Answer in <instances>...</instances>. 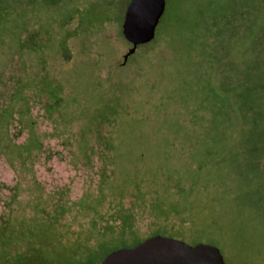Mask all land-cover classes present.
Here are the masks:
<instances>
[{"label":"flooded vegetation","instance_id":"obj_1","mask_svg":"<svg viewBox=\"0 0 264 264\" xmlns=\"http://www.w3.org/2000/svg\"><path fill=\"white\" fill-rule=\"evenodd\" d=\"M76 1L0 0V264H101L113 250L170 232L152 191H141L146 214L133 209L138 165L115 161L120 116L103 112L101 80L133 46L123 33L130 0L109 36L114 17L81 16ZM112 37L113 46L131 44L118 63L100 46ZM40 170L51 172L50 183ZM61 170L75 173L56 178ZM78 170L87 183L80 193ZM129 183L137 187L126 206Z\"/></svg>","mask_w":264,"mask_h":264},{"label":"trees","instance_id":"obj_2","mask_svg":"<svg viewBox=\"0 0 264 264\" xmlns=\"http://www.w3.org/2000/svg\"><path fill=\"white\" fill-rule=\"evenodd\" d=\"M243 2L239 0V3ZM245 3L247 6L242 5L240 8L241 16L246 22L252 19L247 26L245 22L246 28L252 29L254 24L259 25L250 41L248 56L241 60L235 58L234 38L242 34L244 26L243 22L238 26L237 22L234 25L230 21L233 30L228 36L224 35L226 29L223 27L216 31L211 58H208L206 67L201 68L199 82H196V77L195 80H187L184 99L178 101L171 96L167 111H152L151 98L141 90L144 86L135 84L126 93V105L136 113L133 121L137 122L138 135L132 136L136 143L131 144V137L128 138L124 133L117 137V145L122 149L117 151L115 161L132 164L131 157H138L137 169L133 171L137 172L142 189L145 185L149 186L148 178L153 185L166 187V219L172 226L169 229L171 233L188 242L198 235H210L217 240L223 252L233 254V262L240 260L245 264H255L254 260L259 259L264 264V246L249 247L251 243H257L261 234L264 238V212L261 210L264 191L260 183L251 180L264 176V170L260 164L251 163L248 166L243 161L238 163L239 159L245 157V150L235 156L231 154L232 159L225 157L228 154H223L222 147L226 144L228 134L226 125L231 116L226 114V105L218 103L216 98L212 100L209 87L213 80L218 92H224L227 98L230 96L243 101L264 97V20L258 22L257 19L258 11L264 12V0H245ZM169 6L170 1L166 0L165 14ZM243 7L246 10H242ZM165 14L160 19L155 38L138 45L126 61L117 64L119 67L133 73L137 70L142 74L147 70L141 57L150 56V53L159 49V45L165 43L166 27L168 29V24L165 25L163 21ZM136 56L138 62L131 63V58ZM228 61L231 62L230 67ZM170 87L171 84L166 82V88ZM135 91L138 93L135 94ZM152 104L160 105V102ZM244 108L245 113L258 112L252 104ZM216 114L219 116L216 137L198 145L196 140L203 138L198 135L193 138L196 135L191 133L202 131L201 127L204 129L212 120H216ZM166 116L176 118V126L172 127L171 121L167 128ZM130 123V120L120 119L117 130L123 132L129 129ZM121 138L124 141L119 142ZM143 141L153 142L154 146ZM130 168L122 167L124 179L132 178ZM230 243L243 245L236 247Z\"/></svg>","mask_w":264,"mask_h":264},{"label":"rangeland","instance_id":"obj_3","mask_svg":"<svg viewBox=\"0 0 264 264\" xmlns=\"http://www.w3.org/2000/svg\"><path fill=\"white\" fill-rule=\"evenodd\" d=\"M128 1L129 0H77L72 11H77V14L85 17L92 14L93 16H96V18H98L101 22H104L106 19H108L107 14L110 13L111 15L109 16L114 17V22L109 23L112 26H110V29L105 30L104 33L106 36H109L112 33H115V28H113L115 26V16L121 10H125V6L127 5ZM168 1H170V6L167 10V14L164 13L165 17L163 20L165 25L168 24V29L166 27L165 33L167 39L164 44L159 45L158 50L150 53V56L147 55L141 57V60L143 61L144 66L147 67V70L143 74L139 73L137 70L133 73L132 71L124 70L122 67L115 66L112 72L106 71L103 79L101 80L102 85L106 83V98L103 112L104 114H107L110 111L115 112L120 116L122 121H131L130 128L124 129L123 132H121L124 133V135H126L128 138L131 137L130 141L128 140L131 144L136 143L132 136L135 134L138 135V129L137 122L133 121L136 113L130 111L127 108L126 93L131 91L135 84H141L144 86L141 88V90L142 93L147 94L151 98L150 104L152 111L157 110L160 112L164 109L167 111L169 107L168 99L171 98V96L176 97L178 101H182L184 99L187 80H195L194 78L196 77L198 79L196 82H199L201 68H205L208 63V58H211V51L214 48L212 40L216 42L215 37L216 31L218 29L221 27L225 28L226 31L224 32V35L228 36V33L233 30V26H231L230 21H232L234 25L235 22H237L238 26L240 22H243L244 30L242 34H239L234 38L236 43L233 48L235 58L241 60L242 58L244 59L245 56H248L250 41L259 27L258 24H254L252 29L246 28L247 24H251L252 19H250V21L248 19L246 22V20H243V17L241 16L240 8L242 5L247 6L245 0H242L244 1L243 3H239V0H237V2L235 0ZM242 10H246V8L243 7ZM258 12V22H263L264 12H261V10ZM118 16H116L117 21ZM238 26H235V28H238ZM113 44L114 38L112 37V39L103 40L100 46L103 49L108 50L113 56L115 62L118 63V60L122 59V55L128 51L131 44H128L125 39L120 40V42L116 43L115 46H113ZM133 58H131V63L136 64L139 58L137 56ZM227 64L230 67L231 62L228 61ZM166 82L171 84L170 88H166ZM110 83L113 85L112 87L109 85ZM209 85L210 93L212 94V100L216 98L215 100L218 103H221L224 106L226 105V114L231 116V119L226 125L228 137L226 136V144L222 147V149H224L223 154H228V156L225 157L232 159L233 157H231V154L232 156H235L236 153L245 150V157L239 159L238 163L243 161L242 163H246L248 166H250L251 163L254 165L260 164L264 170V97L261 96V98L260 96H257L253 99L249 98L244 101L230 96L227 98L224 92H218V88L216 87L213 80L209 83ZM138 91H135L136 93H134L137 94ZM257 94H259V92ZM96 97H98V95H96ZM155 101H158V103L160 102V105L152 104ZM250 104L257 108V113H254L253 111V113H245L244 107L246 106L247 108ZM213 111L215 113V107L213 108ZM149 114L151 113L149 112ZM217 116L218 115L216 114V120H212V122H210L207 127L204 129L201 127L202 131L191 133L192 135H196L193 138H197V135L203 138L196 140L198 145H203L208 139L216 137L217 121L219 117ZM171 121L172 127L176 126L177 119L166 116L167 128ZM201 125H203V123H201ZM140 134L142 136L146 135L145 133ZM230 139H232V141ZM121 141H124L123 138L119 139V142ZM213 141L214 140H212V142ZM143 142L145 144L154 146L153 142ZM167 143L168 138L166 137V144ZM131 161L136 163L138 161V157H131ZM69 172L72 174L75 173L71 170H61L58 172L56 178H68L70 175ZM77 172H79V175L75 179L77 183L75 190L77 193H80L81 190L82 192L86 191L87 183H84L85 170H78ZM47 174L44 170L38 171L39 180L42 182L47 180V182L50 183L51 181L49 178H52V176H50L51 172H48ZM261 176L262 175L252 178L251 180L253 182L260 183L262 190L264 191V176ZM56 178L54 179L56 180ZM149 181L150 179L148 178L149 186L145 185L144 189H142L141 183L138 181L137 185L139 192H144L143 190H146L147 192L152 191L155 200H159L161 209L164 210L163 213H166L167 216L168 212L166 211L165 207L166 187L162 185H153ZM137 185L129 183L124 185L125 190L122 188V198L124 205L128 206L127 202L133 199V195L136 193L134 186L137 187ZM112 193L115 194L114 192ZM161 196H163L165 200ZM149 201L150 200L147 195L145 193H141L139 194V197L137 198V204L134 205L133 209L137 210L139 215L146 214L149 209L147 204ZM46 206L48 209L54 208L53 204L50 202L48 204L46 202ZM100 209L103 210L102 207H100ZM261 210L264 212L263 203ZM73 211L74 214L77 213V209H74ZM166 216L161 214L158 219L159 223H164ZM75 217L76 215L74 218ZM73 225L75 226V223ZM166 227L169 229L172 227L167 219ZM166 235L181 238L179 235L170 232H166ZM263 240L264 238H262L261 234V238L257 241V243H251L249 247H253V245L264 246ZM216 241L217 240L212 238L210 235H198L193 241L189 243L206 242L214 244L220 248ZM230 245H235L238 247L242 246L243 244L230 243ZM222 253L227 264H245L240 260L233 262L232 253H225L223 251ZM254 262L255 264H263L259 259L254 260Z\"/></svg>","mask_w":264,"mask_h":264},{"label":"water","instance_id":"obj_4","mask_svg":"<svg viewBox=\"0 0 264 264\" xmlns=\"http://www.w3.org/2000/svg\"><path fill=\"white\" fill-rule=\"evenodd\" d=\"M166 9V0H130L123 33L137 46L152 41ZM101 264H227L221 249L211 243H189L181 238L154 235L131 247L113 250Z\"/></svg>","mask_w":264,"mask_h":264}]
</instances>
